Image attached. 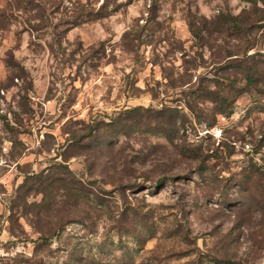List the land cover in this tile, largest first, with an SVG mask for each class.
Here are the masks:
<instances>
[{"label": "rangeland", "instance_id": "obj_1", "mask_svg": "<svg viewBox=\"0 0 264 264\" xmlns=\"http://www.w3.org/2000/svg\"><path fill=\"white\" fill-rule=\"evenodd\" d=\"M0 264H264V0H0Z\"/></svg>", "mask_w": 264, "mask_h": 264}, {"label": "trees", "instance_id": "obj_2", "mask_svg": "<svg viewBox=\"0 0 264 264\" xmlns=\"http://www.w3.org/2000/svg\"><path fill=\"white\" fill-rule=\"evenodd\" d=\"M85 8H89L88 5H76L75 6V11L73 13V18H72V22H69L67 24V28L70 29V28H74V27H77L81 24H84V23H92V22H95V21H100V20H103L105 18H108L110 17L116 10L113 8L112 10L111 9H108L107 8V5L105 4H102L97 10H89V11H86ZM227 18H225L226 20ZM229 22L231 21L232 23H234L235 25L238 23V19L235 18V17H229ZM227 19V20H228ZM216 21H219V19H216ZM215 21L211 20L210 21V24H214ZM191 27V25H190ZM194 37H198L196 33L193 34ZM247 79V78H246ZM249 79V77H248ZM221 102V101H219ZM226 102V98L224 99V103ZM223 103V105H224ZM222 104V103H221ZM166 108V107H165ZM226 109V108H225ZM219 114H222V115H225L226 113L229 114L230 112H226L227 110H217ZM226 112V113H225ZM95 122L93 123L92 122V125H94ZM104 126L106 128H108L111 133V135L107 134V132L105 133V139H110L109 137H116L118 135V133H120L118 131V128L119 126H121V123L120 122H115V120H110L109 123L107 124H104ZM93 127V126H92ZM90 127V128H92ZM89 128V130H90ZM94 129L93 132H97L99 131V129L97 128V125L94 126ZM162 132L160 133H163V130H161ZM43 177V174L41 175H36V174H32L30 176H26L25 177V180L22 184V186L20 187L21 189H24V194L27 195V193L33 191L34 189H43L42 191L44 190H47V189H51L52 185H53V182L55 180H49V182H46L42 179ZM29 182H31V185L30 187L28 186ZM63 184V182H62ZM72 185H75L74 183H72ZM70 185V189L67 190L69 193H71L72 189L73 188H76V186H73ZM62 186V185H61ZM80 191V188L79 189H73V191ZM70 196H72L70 194ZM88 197V196H87ZM62 221H60L58 223V225L56 226V228L54 230H51L47 236H43L39 239V241L42 243V244H45L47 241H49L55 234L58 233V231H60L63 227L62 225Z\"/></svg>", "mask_w": 264, "mask_h": 264}]
</instances>
